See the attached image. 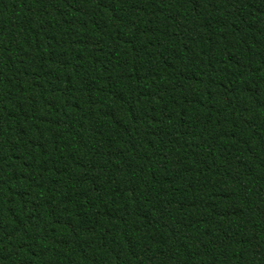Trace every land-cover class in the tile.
I'll return each mask as SVG.
<instances>
[{
    "label": "trees",
    "instance_id": "trees-1",
    "mask_svg": "<svg viewBox=\"0 0 264 264\" xmlns=\"http://www.w3.org/2000/svg\"><path fill=\"white\" fill-rule=\"evenodd\" d=\"M0 264H264V0H0Z\"/></svg>",
    "mask_w": 264,
    "mask_h": 264
}]
</instances>
